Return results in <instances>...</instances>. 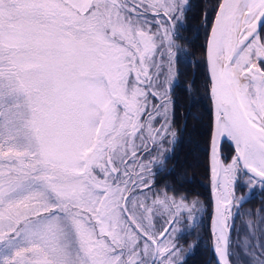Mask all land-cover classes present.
Here are the masks:
<instances>
[{
  "label": "snow or ice",
  "instance_id": "1",
  "mask_svg": "<svg viewBox=\"0 0 264 264\" xmlns=\"http://www.w3.org/2000/svg\"><path fill=\"white\" fill-rule=\"evenodd\" d=\"M193 7L0 0V264H186L196 251L198 238H186L201 200L157 187L181 135L174 88ZM212 9L199 27L213 251L217 264L240 253L264 264V207L247 213L239 253L231 236L240 206L264 193V0Z\"/></svg>",
  "mask_w": 264,
  "mask_h": 264
},
{
  "label": "trees",
  "instance_id": "2",
  "mask_svg": "<svg viewBox=\"0 0 264 264\" xmlns=\"http://www.w3.org/2000/svg\"><path fill=\"white\" fill-rule=\"evenodd\" d=\"M192 3L194 7L191 13H189L192 18L190 27L189 30L182 31V35L193 41V45L189 49L190 55L181 58L179 86L174 88V98L178 101L177 123L181 135L175 146L173 157L168 163V171L165 173L158 172L157 187H161L167 182L177 192L194 193L193 196L204 192L202 200L207 202L206 205L209 208V165L206 155V142L209 138L212 122V105L206 91V76L203 70V49L201 47L205 43L206 33L204 28L199 27V25L202 19L200 16L201 9L208 12V19L210 21L213 19L214 11L212 5L216 3V0H192ZM197 27H199V31H197ZM186 88H189L190 92H186ZM193 99L195 100V106L192 104ZM185 120L187 121L186 130L183 127ZM193 145L199 146V152L198 154L195 153V155H199V158H201L200 170L195 174V172L188 169L189 166H185L187 168H185L184 180H177L175 177H178L184 170V166L180 167L181 162L185 158L189 159L191 157L188 152L189 150L192 151ZM221 148L223 156L230 158L233 153L232 146L224 142ZM246 190H243L244 194H246ZM239 194L240 192L238 191ZM262 207H264V193L259 188H256L250 194L248 200L240 206L241 209L243 208L251 212H258ZM210 220L211 216L208 214L204 219V226L201 228L204 235L200 237L199 234L198 247L192 255L188 256L186 264H217L212 250ZM235 233L236 230L234 229L231 233L232 238ZM195 236L196 233L190 236L187 241L195 239ZM236 258L235 255L231 258L232 264H244L245 261L248 264L247 256L242 253H240V261Z\"/></svg>",
  "mask_w": 264,
  "mask_h": 264
},
{
  "label": "rangeland",
  "instance_id": "3",
  "mask_svg": "<svg viewBox=\"0 0 264 264\" xmlns=\"http://www.w3.org/2000/svg\"><path fill=\"white\" fill-rule=\"evenodd\" d=\"M198 152H199V146L193 145L192 146V151L189 150V152H188L189 156H191L190 157L191 159L190 158L189 159L185 158L183 160V162H181V166L180 167L182 168L184 166V168H183L184 170L182 171V173L179 174L178 177H175L177 180H179V179H181L182 181L184 180L185 168H187L185 166H189L188 169H190L191 171L195 172V174L198 173V171L200 170V167H201L200 166L201 165V161H200L201 158H199V155L198 156L195 155V153L198 154ZM207 159H208V157H207ZM157 172H159V170H157ZM192 187H195V186H192ZM246 191H247L246 194H248V190H246ZM209 192H210V176H209ZM187 194H189L190 198L194 195V193H189V192H187ZM203 195H204V192H201L200 195L199 194L197 195V197L201 200V202H202V204L204 206V210L201 212L200 216L197 218V225H198V227L196 229L195 239L199 238V234H200V237L202 235H204L201 228H203V226H204V219H205V217H207L208 214H209V216H212L211 214H212V209L213 208L211 207L212 206V199L210 197L211 196V192H210V195H209V198H210V203H209L210 204V207L209 208H207L208 207L206 205L207 202L205 200H202V198H203L202 196ZM233 211H235V209H233ZM239 212H240L241 215H239L235 219V225H236V229L235 230H236V233H235L234 237L232 238V240H233V249L232 250H233L234 253H239L238 249L235 246V241L237 240L238 236L240 238H243L244 233H245L244 222L249 219V217L247 216V213H249L251 211L246 210V209H243V208L242 209L239 208ZM211 220H212V218H211ZM211 220H210V222H211ZM210 229H211V227H210ZM211 234H212V231H211ZM189 237L190 236H188L186 239L188 240ZM182 242H184V241H182ZM211 243H212V238H211ZM235 256L237 257L236 259H238L240 261V259H239L240 258V254L235 255ZM214 258L216 260V256L215 255H214ZM244 264H247V262L245 261Z\"/></svg>",
  "mask_w": 264,
  "mask_h": 264
},
{
  "label": "water",
  "instance_id": "4",
  "mask_svg": "<svg viewBox=\"0 0 264 264\" xmlns=\"http://www.w3.org/2000/svg\"><path fill=\"white\" fill-rule=\"evenodd\" d=\"M213 20H214V17H213ZM206 39V38H205ZM203 68H204V72H205V75H206V77H207V69H206V66H205V61H204V54H203ZM213 118L214 117H212V120H213ZM210 176V175H209ZM210 192H211V199H212V219H213V216H214V208H215V205H214V200H213V197H212V191H211V185H210ZM216 261H218V260H216Z\"/></svg>",
  "mask_w": 264,
  "mask_h": 264
},
{
  "label": "bare ground",
  "instance_id": "5",
  "mask_svg": "<svg viewBox=\"0 0 264 264\" xmlns=\"http://www.w3.org/2000/svg\"><path fill=\"white\" fill-rule=\"evenodd\" d=\"M212 113V112H211ZM212 117H213V113H212ZM225 141H227V140H224V141H222V143L223 142H225ZM228 143H230L229 141H228ZM231 144V143H230ZM207 162H208V165H209V161H208V159H207ZM213 197V196H212ZM213 200H214V198H213ZM211 231H212V226H211ZM212 249H213V236H212ZM214 252V251H213ZM214 254H215V252H214ZM215 256H216V260H218V257H217V255L215 254Z\"/></svg>",
  "mask_w": 264,
  "mask_h": 264
}]
</instances>
